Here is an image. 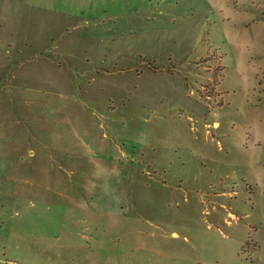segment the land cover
Wrapping results in <instances>:
<instances>
[{
	"label": "rangeland",
	"instance_id": "1",
	"mask_svg": "<svg viewBox=\"0 0 264 264\" xmlns=\"http://www.w3.org/2000/svg\"><path fill=\"white\" fill-rule=\"evenodd\" d=\"M0 264H264V0H0Z\"/></svg>",
	"mask_w": 264,
	"mask_h": 264
},
{
	"label": "crops",
	"instance_id": "2",
	"mask_svg": "<svg viewBox=\"0 0 264 264\" xmlns=\"http://www.w3.org/2000/svg\"><path fill=\"white\" fill-rule=\"evenodd\" d=\"M0 43H1V42H0ZM0 95H1V96H2V95H6V96L8 95V96H9L10 94H9L7 88H4V89L0 90ZM4 104H5V103L2 102V101L0 100V109L4 106ZM2 119H3V121H1L0 124L6 126V125H7L6 119H5V118H2Z\"/></svg>",
	"mask_w": 264,
	"mask_h": 264
},
{
	"label": "built area",
	"instance_id": "3",
	"mask_svg": "<svg viewBox=\"0 0 264 264\" xmlns=\"http://www.w3.org/2000/svg\"><path fill=\"white\" fill-rule=\"evenodd\" d=\"M3 264H19V263L13 260H6L3 262Z\"/></svg>",
	"mask_w": 264,
	"mask_h": 264
},
{
	"label": "trees",
	"instance_id": "4",
	"mask_svg": "<svg viewBox=\"0 0 264 264\" xmlns=\"http://www.w3.org/2000/svg\"><path fill=\"white\" fill-rule=\"evenodd\" d=\"M6 83V81L4 80V81H2V82H0V86L1 85H3V84H5Z\"/></svg>",
	"mask_w": 264,
	"mask_h": 264
}]
</instances>
